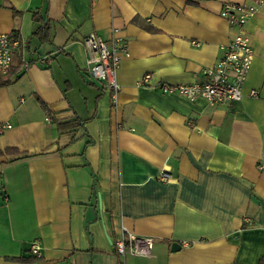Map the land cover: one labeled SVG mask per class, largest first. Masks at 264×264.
Returning <instances> with one entry per match:
<instances>
[{"label": "crops", "instance_id": "0c3cea01", "mask_svg": "<svg viewBox=\"0 0 264 264\" xmlns=\"http://www.w3.org/2000/svg\"><path fill=\"white\" fill-rule=\"evenodd\" d=\"M251 1L0 0V33L20 44L0 87V152L16 150L0 154V264H264V5L240 102L156 90L203 82L233 35L222 5ZM90 34L128 43L115 102L89 74ZM128 234L152 256L121 258ZM34 242L41 260H11L38 257Z\"/></svg>", "mask_w": 264, "mask_h": 264}, {"label": "built area", "instance_id": "2783aa9c", "mask_svg": "<svg viewBox=\"0 0 264 264\" xmlns=\"http://www.w3.org/2000/svg\"><path fill=\"white\" fill-rule=\"evenodd\" d=\"M264 5V0H253L250 3H224L220 10L229 28L233 31L230 41L220 48L221 58L216 64L204 70L205 79L201 83L173 85L166 82L157 84L156 90L163 95H176L191 103L203 99L209 106L232 107L244 98L243 87L254 59V50L249 35L245 31L248 21L256 15ZM196 46V42H193ZM19 41L11 34L0 33V74L6 75L14 61L15 50ZM87 52L90 76L101 84L108 92L113 102L116 101L121 86L117 83V71L123 58L129 57V47L125 40L117 39L110 44L94 34L83 39ZM150 74L144 75L138 85L149 86ZM250 96H258L251 92ZM9 126H0V134ZM161 182H172L174 178L163 172L159 178ZM7 203L6 197H0ZM154 242L151 238L138 237L134 234L121 235L115 242L117 254L124 258L126 254L140 257L152 256ZM35 256L41 255L40 245L34 242L31 249Z\"/></svg>", "mask_w": 264, "mask_h": 264}, {"label": "trees", "instance_id": "16d2710c", "mask_svg": "<svg viewBox=\"0 0 264 264\" xmlns=\"http://www.w3.org/2000/svg\"><path fill=\"white\" fill-rule=\"evenodd\" d=\"M37 21V20H36ZM17 71L13 68V65L10 69V71L6 74V75H0V87H4V86H8L13 84L15 81H17V75H16ZM74 122H64V123H60L58 125L59 129L62 131H67L69 130L72 126H73ZM16 152V150L14 149H7L4 152H0V154H12ZM0 197H4L3 195H0ZM14 262H20V263H27V262H36L41 260V258L39 257H32L30 259H25V258H16V259H11Z\"/></svg>", "mask_w": 264, "mask_h": 264}, {"label": "water", "instance_id": "95a60500", "mask_svg": "<svg viewBox=\"0 0 264 264\" xmlns=\"http://www.w3.org/2000/svg\"><path fill=\"white\" fill-rule=\"evenodd\" d=\"M171 250L173 253L178 252L181 250V246L178 243H173L171 246Z\"/></svg>", "mask_w": 264, "mask_h": 264}]
</instances>
